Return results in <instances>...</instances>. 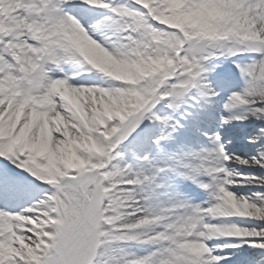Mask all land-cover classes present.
<instances>
[{
	"label": "snow or ice",
	"instance_id": "snow-or-ice-1",
	"mask_svg": "<svg viewBox=\"0 0 264 264\" xmlns=\"http://www.w3.org/2000/svg\"><path fill=\"white\" fill-rule=\"evenodd\" d=\"M0 160V264H264V0H0Z\"/></svg>",
	"mask_w": 264,
	"mask_h": 264
},
{
	"label": "bare ground",
	"instance_id": "bare-ground-1",
	"mask_svg": "<svg viewBox=\"0 0 264 264\" xmlns=\"http://www.w3.org/2000/svg\"><path fill=\"white\" fill-rule=\"evenodd\" d=\"M214 108H216V112L215 113H212L211 116H213L215 118L216 122H218L219 121V112H220V109H221V105H220V102L219 101L216 102V106ZM245 127H246L245 125H240L239 128L236 129L237 135H239V136L241 135L240 137H242L244 135L243 129ZM19 202L21 203V201H19ZM26 202L27 201H23V203H26Z\"/></svg>",
	"mask_w": 264,
	"mask_h": 264
},
{
	"label": "rangeland",
	"instance_id": "rangeland-1",
	"mask_svg": "<svg viewBox=\"0 0 264 264\" xmlns=\"http://www.w3.org/2000/svg\"><path fill=\"white\" fill-rule=\"evenodd\" d=\"M190 110H191V109H190ZM209 112H210V114L215 113V112H216V109H215V108H211V109H209ZM217 119H218V118H217ZM239 126H240V125H239ZM239 126L237 125V126L235 127V129H233V130L230 131L229 134L237 135V134H236V129H238ZM238 136H239V135H238ZM240 136H241V135H240ZM5 163H6L5 161L0 160V166H3ZM18 203H19L18 200H17V201H12V204H13V205H14V204H18Z\"/></svg>",
	"mask_w": 264,
	"mask_h": 264
}]
</instances>
